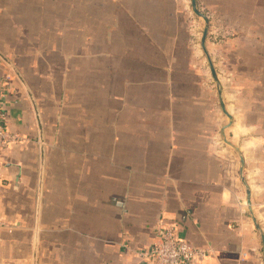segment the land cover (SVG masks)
I'll list each match as a JSON object with an SVG mask.
<instances>
[{"label": "crops", "instance_id": "crops-1", "mask_svg": "<svg viewBox=\"0 0 264 264\" xmlns=\"http://www.w3.org/2000/svg\"><path fill=\"white\" fill-rule=\"evenodd\" d=\"M197 2L208 53L191 0H0V264H264V0Z\"/></svg>", "mask_w": 264, "mask_h": 264}, {"label": "built area", "instance_id": "built-area-1", "mask_svg": "<svg viewBox=\"0 0 264 264\" xmlns=\"http://www.w3.org/2000/svg\"><path fill=\"white\" fill-rule=\"evenodd\" d=\"M11 73H7L5 79H9ZM3 83L0 82V147H6L10 141L18 138L11 133L5 123V111L1 99ZM264 148V141L262 143ZM0 225H5L0 220ZM155 240L147 249L141 247L134 251L144 261H151L154 264H204V259L210 254L208 247H197L190 244L180 236L174 225L160 224L155 230Z\"/></svg>", "mask_w": 264, "mask_h": 264}, {"label": "water", "instance_id": "water-1", "mask_svg": "<svg viewBox=\"0 0 264 264\" xmlns=\"http://www.w3.org/2000/svg\"><path fill=\"white\" fill-rule=\"evenodd\" d=\"M191 4H192V8H193L194 12L196 14H198L199 16H201L203 18V20H204L203 34H202L201 43H202V46H203L204 50L206 51V53H208L205 43H206V37L208 35V30H209V26H210L209 18L206 15V13H204L199 8L197 0H191ZM211 68H212V72H213V75H214L215 79L218 81L217 76H216V71H215V68H214V65L212 64V62H211ZM221 101H222V99H221ZM222 105H223V102H222ZM247 193H248V202H250V189L248 188V186H247Z\"/></svg>", "mask_w": 264, "mask_h": 264}, {"label": "rangeland", "instance_id": "rangeland-1", "mask_svg": "<svg viewBox=\"0 0 264 264\" xmlns=\"http://www.w3.org/2000/svg\"><path fill=\"white\" fill-rule=\"evenodd\" d=\"M203 31V30H202Z\"/></svg>", "mask_w": 264, "mask_h": 264}]
</instances>
